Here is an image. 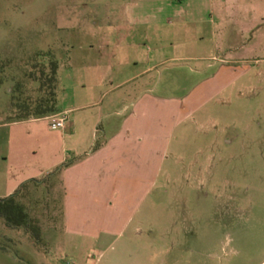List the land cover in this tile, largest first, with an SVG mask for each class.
I'll use <instances>...</instances> for the list:
<instances>
[{
  "label": "rangeland",
  "instance_id": "obj_1",
  "mask_svg": "<svg viewBox=\"0 0 264 264\" xmlns=\"http://www.w3.org/2000/svg\"><path fill=\"white\" fill-rule=\"evenodd\" d=\"M130 1L0 0V199L32 169L49 172L21 195L44 242L0 220V264H264V0H214L216 24L194 28L178 53L169 35L148 44L116 26ZM53 61L59 108L89 105L73 115L96 129L142 96L189 98L182 123L164 132L168 157L127 229L68 235L62 165L53 166L73 141L53 119L7 124L53 105Z\"/></svg>",
  "mask_w": 264,
  "mask_h": 264
},
{
  "label": "crops",
  "instance_id": "obj_2",
  "mask_svg": "<svg viewBox=\"0 0 264 264\" xmlns=\"http://www.w3.org/2000/svg\"><path fill=\"white\" fill-rule=\"evenodd\" d=\"M122 9L127 13V19L117 21L116 26L130 28L131 37H135L133 33L137 30L141 42L148 44L161 42L169 35L176 53L178 47L189 44L194 28L216 24L214 0H132ZM148 49L150 52V47ZM157 49L162 50V47ZM174 60L178 61V55ZM156 68L155 65L148 67L133 78L145 76ZM188 101L189 98L168 105L169 101L159 102L142 96L124 111L104 116L108 119L107 124L96 129L99 122L73 115L89 105L61 110L58 100L59 113L54 116L7 124L48 120L62 113L68 114L62 130L65 137L73 141L75 149L67 151L65 158L53 166L57 168L68 162L66 157H75L73 164L63 172L65 231L68 235L98 238L127 229L136 219L169 154L164 132L170 124L177 127L182 123L178 112ZM85 132H91L89 150H84L80 142ZM99 141L102 142L96 150ZM48 174L32 169L23 182L12 185L6 198L13 196L21 184Z\"/></svg>",
  "mask_w": 264,
  "mask_h": 264
},
{
  "label": "trees",
  "instance_id": "obj_3",
  "mask_svg": "<svg viewBox=\"0 0 264 264\" xmlns=\"http://www.w3.org/2000/svg\"><path fill=\"white\" fill-rule=\"evenodd\" d=\"M51 78L49 79L50 83L53 84L51 97H53V105L45 106L44 103H39L37 105L34 116L36 119H42L54 116L59 113L58 108V94H57V85H58V71L59 64L57 61H53L51 64ZM44 74V73H43ZM32 114H30L29 110H24V113L16 115V117L10 123L27 121L30 119ZM100 148V145L97 144L96 150ZM73 161L66 162L61 166L60 169L57 170V173H63L66 168L71 166ZM52 176V175H50ZM43 180H30L23 184L21 188L11 197L6 199H0V220H3L8 228L12 230H23L31 235L32 239L37 244H42L44 241L41 239L38 234V227L33 223V219L31 218L29 212L26 207L21 202V195L25 189L30 187L31 185L39 186L41 183H44Z\"/></svg>",
  "mask_w": 264,
  "mask_h": 264
},
{
  "label": "built area",
  "instance_id": "obj_4",
  "mask_svg": "<svg viewBox=\"0 0 264 264\" xmlns=\"http://www.w3.org/2000/svg\"><path fill=\"white\" fill-rule=\"evenodd\" d=\"M51 120L53 119V122L51 123V127L54 130L57 129H64L66 126V123L68 121V114L67 113H62L58 115L55 118H50Z\"/></svg>",
  "mask_w": 264,
  "mask_h": 264
}]
</instances>
